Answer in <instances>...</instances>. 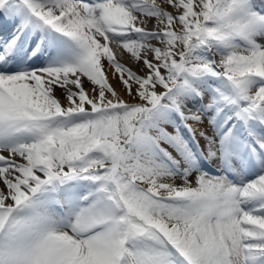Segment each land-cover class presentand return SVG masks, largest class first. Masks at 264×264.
<instances>
[{
  "label": "snow or ice",
  "instance_id": "obj_1",
  "mask_svg": "<svg viewBox=\"0 0 264 264\" xmlns=\"http://www.w3.org/2000/svg\"><path fill=\"white\" fill-rule=\"evenodd\" d=\"M0 264H264V0H0Z\"/></svg>",
  "mask_w": 264,
  "mask_h": 264
},
{
  "label": "bare ground",
  "instance_id": "obj_2",
  "mask_svg": "<svg viewBox=\"0 0 264 264\" xmlns=\"http://www.w3.org/2000/svg\"><path fill=\"white\" fill-rule=\"evenodd\" d=\"M158 2H160V0H158ZM169 10H171V9H169ZM9 27H11V26L10 25L5 26L6 29H8ZM148 27L152 28L153 24L149 23ZM118 58L121 60V62L127 64L128 66L133 67L134 70H137V65L134 63V60L131 58L130 54L126 53V51L122 55H118ZM215 58L217 60L220 59L219 55H217ZM126 99H127V97H126ZM173 154L175 155L174 152H173ZM213 171H215V170L213 169Z\"/></svg>",
  "mask_w": 264,
  "mask_h": 264
},
{
  "label": "rangeland",
  "instance_id": "obj_3",
  "mask_svg": "<svg viewBox=\"0 0 264 264\" xmlns=\"http://www.w3.org/2000/svg\"><path fill=\"white\" fill-rule=\"evenodd\" d=\"M171 150V149H170Z\"/></svg>",
  "mask_w": 264,
  "mask_h": 264
}]
</instances>
